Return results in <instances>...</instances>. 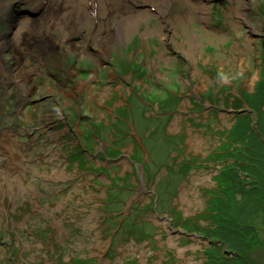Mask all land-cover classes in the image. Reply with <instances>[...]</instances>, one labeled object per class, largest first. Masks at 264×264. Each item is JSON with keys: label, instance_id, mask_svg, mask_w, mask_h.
<instances>
[{"label": "rangeland", "instance_id": "1", "mask_svg": "<svg viewBox=\"0 0 264 264\" xmlns=\"http://www.w3.org/2000/svg\"><path fill=\"white\" fill-rule=\"evenodd\" d=\"M163 2L126 0L84 26L52 25L55 48L42 56L0 46V264H203L205 246L264 264V0ZM141 13L111 51L90 46L103 22ZM38 14L32 0L2 3L0 43ZM231 140L253 169L232 209L251 230L226 245L192 229L214 227L207 190L234 162L220 158Z\"/></svg>", "mask_w": 264, "mask_h": 264}, {"label": "bare ground", "instance_id": "2", "mask_svg": "<svg viewBox=\"0 0 264 264\" xmlns=\"http://www.w3.org/2000/svg\"><path fill=\"white\" fill-rule=\"evenodd\" d=\"M6 1L0 0V7ZM170 1L173 0H164L163 3ZM32 2L35 9L39 11L38 16H30L26 22L16 21L14 23L15 33L7 34L1 40V47H10L15 50L25 48L41 56L45 55L50 49L55 48V44L52 43L54 36L49 31V27L52 25H55L60 32H64L71 27L86 25L95 12L99 11L97 10L98 7H102L101 10H105L104 13H106L108 10L113 11V4L126 5V0H32ZM143 15L141 13L124 17L116 23L115 27L109 21L103 22L102 27L92 32L91 36L94 38L89 42L90 46L91 44L95 45L100 53L111 51L115 43L124 39L126 27L138 23L140 16ZM203 17L207 18L205 15ZM60 38L58 37L59 41ZM74 50L79 53H89L88 46L77 45ZM92 55L96 56V53ZM2 63H4L3 59ZM27 67L29 70L32 69L30 65H24L22 68ZM18 81L26 83L23 78L18 79ZM115 118L118 117L115 116Z\"/></svg>", "mask_w": 264, "mask_h": 264}, {"label": "trees", "instance_id": "3", "mask_svg": "<svg viewBox=\"0 0 264 264\" xmlns=\"http://www.w3.org/2000/svg\"><path fill=\"white\" fill-rule=\"evenodd\" d=\"M264 74V73H263ZM264 85V77L261 80ZM263 101H264V92H263ZM117 111H119L117 109ZM115 128H117V126H114ZM125 133V132H124ZM242 134L238 135L237 137H235L236 139H239L238 141H240ZM233 140V139H232ZM232 140L230 141V145H229V154L227 156V154H225V150H223V155L225 156H220L223 158L228 159H232V163H226V165H223L222 167L219 168V172L215 175V181L217 183V186L215 187L216 190L214 189H209V193L211 194V197L209 198V202L207 204L206 210L203 212V214L206 213V211L208 210V208L210 210H208V213L214 212V220L211 223L212 225H214V227L211 228H206L203 227L202 228V233L204 235H206V237H212L213 240H221L222 242L224 241V243L227 245V243L225 241H229L230 243H235V241L239 238L242 237V234H247L249 231L244 232L245 226L243 225V222L241 219H238V215L237 213L232 209L235 208V210L240 208V203L238 200V192L240 193L241 189L244 186V182L245 180H243V178L241 177V171H243V166L242 164H240V155L239 153L237 154V147H233L231 145ZM262 146V145H261ZM260 146V147H261ZM255 149V148H254ZM118 150H113V153H117ZM262 151V150H261ZM251 152L254 153V151L252 150ZM255 153H258V151H256ZM135 156V154L133 155ZM76 158H80L83 159V157H79L76 156ZM239 158V159H238ZM252 159L254 160H259V158L256 159V156L253 157ZM264 159V158H263ZM262 159V160H263ZM253 160V161H254ZM242 169V170H241ZM246 173L247 175H253V169L252 167L248 168L246 166ZM203 214H198V216H202ZM205 218V216H204ZM210 224V225H211ZM232 234V236L226 238L225 234ZM235 234H238L237 236H235ZM235 237V238H234ZM220 242V241H219ZM222 243V244H224ZM231 246V245H229ZM233 246H236L235 244H233ZM231 246L234 250L235 248ZM221 246H216L215 248H210L207 247L206 248V253L208 254L207 256V261L205 264H232L233 262V257L232 258H223L221 256H219V249ZM242 250V248L240 249ZM77 262H73V263H79V264H84L85 260H78V258H75ZM80 259V258H79Z\"/></svg>", "mask_w": 264, "mask_h": 264}, {"label": "flooded vegetation", "instance_id": "4", "mask_svg": "<svg viewBox=\"0 0 264 264\" xmlns=\"http://www.w3.org/2000/svg\"><path fill=\"white\" fill-rule=\"evenodd\" d=\"M246 102V100H244V102L243 103H245ZM243 110H245L244 108H243Z\"/></svg>", "mask_w": 264, "mask_h": 264}]
</instances>
